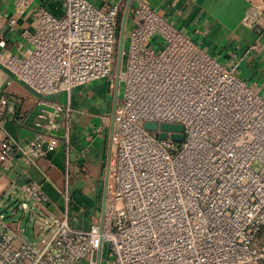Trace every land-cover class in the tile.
Returning <instances> with one entry per match:
<instances>
[{
	"label": "built area",
	"instance_id": "2783aa9c",
	"mask_svg": "<svg viewBox=\"0 0 264 264\" xmlns=\"http://www.w3.org/2000/svg\"><path fill=\"white\" fill-rule=\"evenodd\" d=\"M35 1L15 0V15ZM124 7L64 0L60 17L38 7L34 27L21 33L27 49H0V69L40 98L42 120L21 146L0 139L1 170L13 167L16 154L35 161L68 142L72 90L115 81ZM126 19L102 223L76 228L66 209L28 243L11 226L16 212L0 210V264H102L103 250L107 264H264V97L147 4H131ZM14 24L0 18V33ZM241 24L261 35L264 3L250 5ZM152 37L160 39L156 51ZM58 94L65 102L46 99ZM7 119L19 122L1 91L0 128ZM145 122L181 125L183 141L171 132L159 140V129L146 131ZM20 190L22 211L49 204L31 182Z\"/></svg>",
	"mask_w": 264,
	"mask_h": 264
},
{
	"label": "crops",
	"instance_id": "0c3cea01",
	"mask_svg": "<svg viewBox=\"0 0 264 264\" xmlns=\"http://www.w3.org/2000/svg\"><path fill=\"white\" fill-rule=\"evenodd\" d=\"M87 1L98 9H106L120 1L126 5L128 0ZM139 2L154 9L264 97V32L257 35L254 29L241 24L250 5H260L264 0H132L131 4ZM14 3L15 0H0V18L3 21L15 19L12 27L0 33V49L10 53L27 49L21 33L34 27L32 14L36 8L42 7L56 17H60L64 10V0H36L24 15L16 16ZM128 30L127 22L126 33ZM256 41L260 47L255 49ZM160 44L158 37H152L148 46L156 51ZM9 78L0 69V94L6 91L8 99L15 104L19 122L5 120L0 128V139L21 146L34 136L35 123L42 122L37 115L40 98L19 83H10L7 87ZM70 96L72 113L68 142L61 139L52 153L35 161L16 154L9 171L0 169V210L7 214L16 212L10 218L11 226L28 243H36L40 235L38 227L45 220L60 217L66 209L71 225L79 229H87L94 218L101 219L111 152L110 136L114 129L113 111L119 94L118 91L116 94L115 81L101 80L72 90ZM65 98V94H58L46 99L63 103ZM27 182L33 183L47 196L49 204L30 205L27 211H22L19 205L24 197L20 189ZM66 193L68 204L65 203ZM86 212L90 214L84 216Z\"/></svg>",
	"mask_w": 264,
	"mask_h": 264
},
{
	"label": "water",
	"instance_id": "95a60500",
	"mask_svg": "<svg viewBox=\"0 0 264 264\" xmlns=\"http://www.w3.org/2000/svg\"><path fill=\"white\" fill-rule=\"evenodd\" d=\"M131 1L132 0H128L126 2V5L124 7V10H123V13L121 16L119 31H118V35H117L115 66H114L116 94H117V89H118V78L117 77L120 73V70L122 67V60H123V51H124L125 35H126V18H127V13H128L129 7L131 6ZM143 128L149 132H156L157 129H159L160 132L157 134V137L159 140H165L166 139V133L171 132L172 135L170 136V139L172 141H174L176 143H180L183 141V135H182L183 127L181 125L161 124L158 127L156 123L145 122L143 124ZM107 179H108V172L106 174V181L104 183L101 223L103 220Z\"/></svg>",
	"mask_w": 264,
	"mask_h": 264
},
{
	"label": "rangeland",
	"instance_id": "374dc122",
	"mask_svg": "<svg viewBox=\"0 0 264 264\" xmlns=\"http://www.w3.org/2000/svg\"><path fill=\"white\" fill-rule=\"evenodd\" d=\"M121 20V15H120V19H119V21ZM120 24V23H119ZM126 48H127V46H126V43H125V50H126ZM114 66H115V62H114ZM7 82H8V84H7ZM7 82H6V86L8 87L9 85H10V83H17V82H15L13 79H11V78H9V80H7ZM4 92V91H3ZM6 92V91H5ZM4 92V93H5ZM97 204H98V201H97ZM99 205V204H98ZM92 208H94V205H92ZM88 214H90V212H86L85 214H84V216L85 215H88ZM100 258H101V260H102V264H107V260H108V255H107V250H103L102 251V253H101V256H100Z\"/></svg>",
	"mask_w": 264,
	"mask_h": 264
},
{
	"label": "trees",
	"instance_id": "16d2710c",
	"mask_svg": "<svg viewBox=\"0 0 264 264\" xmlns=\"http://www.w3.org/2000/svg\"><path fill=\"white\" fill-rule=\"evenodd\" d=\"M120 25V24H119ZM117 31H119V26H118V29H117Z\"/></svg>",
	"mask_w": 264,
	"mask_h": 264
}]
</instances>
